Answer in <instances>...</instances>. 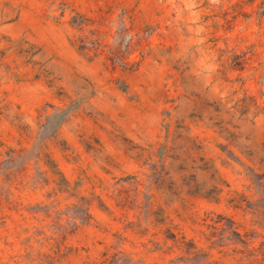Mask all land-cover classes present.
<instances>
[{
    "label": "rangeland",
    "instance_id": "rangeland-1",
    "mask_svg": "<svg viewBox=\"0 0 264 264\" xmlns=\"http://www.w3.org/2000/svg\"><path fill=\"white\" fill-rule=\"evenodd\" d=\"M0 264H264V0H0Z\"/></svg>",
    "mask_w": 264,
    "mask_h": 264
}]
</instances>
